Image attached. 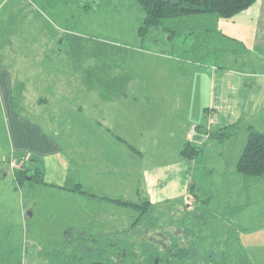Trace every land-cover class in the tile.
Listing matches in <instances>:
<instances>
[{
  "label": "rangeland",
  "instance_id": "1",
  "mask_svg": "<svg viewBox=\"0 0 264 264\" xmlns=\"http://www.w3.org/2000/svg\"><path fill=\"white\" fill-rule=\"evenodd\" d=\"M199 17L206 16L168 20L142 38L144 16L133 0H0V264H155L169 253L168 248L185 249L188 256L177 260L180 264H264V177L232 186L234 196L240 194L237 197H228L230 186L221 185L243 131L226 143L228 171L220 165L217 151L210 155V163L196 158L190 164L178 151V137L155 131L152 127L157 123H147L145 137L134 139L135 123L129 120L136 109L125 102L120 106L125 124H132L124 133L145 151L146 160L133 153V160L130 157L123 165L127 169L116 174L120 169H111L113 154L123 150L120 161L127 157L128 142L116 139L125 144L116 149L119 144L99 131L95 120L100 117L83 114L89 109L97 112L95 104L104 96L113 97L123 83L134 82L135 90L133 85L124 91V86L121 100L134 99L137 92L141 95L138 84L155 73L154 68L146 69L147 56L154 55L152 63L161 67L158 58L167 56L170 47L185 45V35L192 33L184 27ZM193 41L186 45L194 46ZM180 83L170 90L171 98L157 97L167 99L162 105L168 100L177 104H170L172 118L183 121L175 110L186 108V120L192 124L207 103L208 80H193L184 89ZM161 91L157 85L155 94ZM118 115L110 116V123L117 119L121 127L123 118ZM154 118L165 120L161 114ZM179 123L178 129L184 125ZM99 133L108 143L92 149ZM42 135L56 138L55 147ZM88 147L93 158L86 166ZM19 155L39 159L52 181L81 182L99 197L134 203L145 202L141 195L150 192L145 168L170 164V189L182 193L181 202L172 198L155 202L142 216L127 206L79 200L83 196L75 191L32 188L30 183L20 186L15 177ZM192 184L202 201L209 199L208 204L191 193L185 195ZM165 188L161 181L155 190L163 195ZM177 262L171 259L169 264Z\"/></svg>",
  "mask_w": 264,
  "mask_h": 264
},
{
  "label": "crops",
  "instance_id": "2",
  "mask_svg": "<svg viewBox=\"0 0 264 264\" xmlns=\"http://www.w3.org/2000/svg\"><path fill=\"white\" fill-rule=\"evenodd\" d=\"M205 16L206 17L195 19L193 23L191 22L192 19L187 21V24L191 23L184 28H189L192 34L189 36L185 35V45L179 46V48L170 47L168 51L165 52L167 56L162 55V57L158 58L163 62L161 67H156V65L152 63L154 60H151V57H154V55L147 56L148 65L146 69L150 70L151 68H154L155 73L153 71L154 74L152 78H147V82L145 81L138 84L137 90L141 91V95L137 92V95H134L136 98L128 99L124 98L126 97L124 93V99L121 100L122 96H120V94L123 91L124 86V91L128 88L130 89L133 85L135 90L134 82H130L132 85L123 83L119 88H115V90L118 89V91L115 92L113 97L106 98L104 96L101 98L100 104H95L97 108H94L97 109V112H92L89 109L88 111H84L83 114L90 116L92 119L95 116L100 117L95 120L97 121L98 128H100L99 131L105 135L109 134L111 140H115V142H117L116 144H119L120 147H116V149L122 150L121 148L125 145L116 140V137L118 136L125 139L128 144L136 149L137 152L130 150L129 154L126 153L125 156L127 157L123 158L121 161L120 159L123 155V150L113 154L112 158H114L115 161L111 162V169H120L116 174H122V172L127 169V166L123 165L126 162L125 160L133 157V153L137 154L136 157L146 160L145 151L137 148L133 142L130 143V140L126 137L127 135L124 133L123 129L130 127V124H132L133 121L136 127L135 125H132L131 136H133L134 139L145 137L147 123H157L158 126L156 128L155 126L152 127L155 131L157 129L158 131L162 130L163 136L168 132L169 134H167L169 136L178 137L179 153L182 151L186 142L194 140L190 138V130L193 126H203V128L201 127L200 129L201 131L197 133L195 137L199 143L205 142L208 137L205 132L207 130L217 131L225 128L231 129L234 133L233 136L230 137L231 139L229 138L224 144H219L215 140L208 141L204 148V153L198 157L204 158L206 163H210L212 159L210 155H213V153L217 151L221 155V158L218 161L224 169L228 166L226 157H224L225 151L228 153L226 150L228 148L226 147V143L233 138H237L240 132L243 131L244 135L240 139L239 145L234 144V148L238 147V151L234 152L235 156L234 158L233 156L231 158L232 164L230 165V171L226 169L228 172L223 174L222 179H225V181L221 184L226 188L230 186V188L228 187L226 190V193L229 192L231 194H229L228 197H237L238 195L240 196V194L234 196V188H232V186L239 184L241 180L244 182H250V180H252L251 178L247 179L236 172L237 162L245 148L248 134L252 129L264 134V0H259L248 10L233 19L225 21L226 23H224L219 17H216V15ZM190 39H194V46L192 47L186 45ZM188 44H191V42ZM187 56L190 58L192 57V59L188 60L186 58ZM202 77H205L208 80V94L207 103L205 104L200 117L191 124L190 120H186L188 119L186 117V108L181 107L183 109L180 108V112L179 110L175 111L178 112L177 116L180 118L183 117L184 120L182 121L181 119L172 118L170 104L172 105L174 101L168 100L169 102H167L166 105H162L167 99L163 98V101H160L157 96L171 98L170 90L173 89L174 85H178L181 82L180 84H183L182 89H184L188 82L192 84L193 80L196 81ZM116 84L117 83H114L115 86H117ZM157 85L159 90L162 88V91L161 93L158 92V94H155V87ZM144 93L146 94V97H143ZM125 102H128L131 107L136 109V115L130 116L129 122L132 123L129 124H125L127 120L124 112L120 108ZM182 102H184V99H180L179 105L180 103L182 104ZM174 104L177 105L176 103ZM161 105L162 108L158 109V106ZM181 106L184 105L182 104ZM117 113L119 114L118 116L122 117L124 120H119L122 123L121 127L119 126L117 119L113 121L114 124L111 125L110 123V116H115ZM158 114L163 116V119H165L163 120L164 122H159V118L158 121L154 118V116H157ZM179 121L183 122L185 126L183 125L178 129V126H181ZM177 122L179 124H177ZM172 125L174 126V130L171 128ZM155 131V137H159V134L155 133ZM92 132L93 135H95V132ZM102 133H99V139L97 138L98 141L96 140L97 142H95V144L89 142L91 143L90 147H92V149H94V146L98 147L102 144L106 146L108 143V140L106 139L107 137ZM48 136L45 137L42 135L41 138L45 139L47 143L54 148L58 141L53 136ZM90 147L86 148V150H89L88 153H85L88 159L83 163L86 166L88 161H91L93 158ZM62 152H65L64 149ZM58 157L59 159H62L60 154ZM184 160L179 162H182L181 165L186 167ZM191 162L192 161L189 160L190 164ZM137 165L138 164H136V166ZM124 167H126V169ZM131 169H134L132 165ZM145 169H147L144 171L145 185L150 192L148 195L142 194L141 197L144 196V199L150 201L154 207L155 202L168 201L171 198L178 199L181 202L182 196L180 195H182V193H175L170 189L171 182L173 181V174L171 172L172 166L170 164L165 165V163H162L158 165L157 168L155 166H150V168L147 166ZM158 170L159 172L156 173ZM183 173H185V170ZM154 174L156 178L153 179L152 177H154ZM263 177L264 176H262V178ZM51 179L52 178H46V181L67 188H59L65 191L74 188L76 185H82L85 189L84 184L81 182H73V184L67 185L64 182L56 180L52 181ZM161 181L163 188L167 186L164 189L165 194L163 195L160 190H155V187L161 184ZM172 186H176V183H173ZM87 191L95 194L92 189ZM259 192L254 195L259 196ZM136 193L137 195L141 194L140 187H137ZM189 194V190L187 189L185 195L188 197ZM84 198L85 197H80L79 200H85ZM87 200L88 202L97 201L100 203V201L96 199Z\"/></svg>",
  "mask_w": 264,
  "mask_h": 264
},
{
  "label": "trees",
  "instance_id": "3",
  "mask_svg": "<svg viewBox=\"0 0 264 264\" xmlns=\"http://www.w3.org/2000/svg\"><path fill=\"white\" fill-rule=\"evenodd\" d=\"M141 10L144 21L140 27L139 34L142 38H146V35L151 32L152 29H161L164 23L172 19H181L191 16H205L216 15L220 18L230 20L248 10L254 6L259 0H133ZM148 36V35H147ZM197 133L203 126H196ZM208 135L206 143H200L194 138L185 143L181 151V156L187 160L193 161L204 153L208 141L215 140L219 144H224L230 137L233 136L231 129H220L217 131H205ZM119 141L126 143V140L121 137H116ZM202 144V145H201ZM204 144V145H203ZM130 150H136L130 144H127ZM17 160L20 164V168L15 170V177L17 184L22 186L30 183L32 188L38 186H54L60 187L56 184H51L46 181L45 170L41 165L39 159L35 157H28L26 155L17 156ZM236 172L247 178H260L264 176V134L256 130H251L248 134L245 148L237 162ZM75 191L81 196L90 199L98 200L100 202H110L120 206H127L133 210L139 211V214L144 216L149 208L153 205L150 201L142 203H134L129 201H123L113 199L109 197H99L87 190L82 185H76L74 188L68 189ZM196 187L192 184L189 189L190 196L197 199V201L203 202L205 205L209 203V199L202 201L196 194ZM180 202V201H179ZM139 215V216H140ZM171 249V250H170ZM168 248L169 253L165 257H159L156 259L155 264H160L162 261L169 264L171 259L180 260L187 258L185 249ZM184 250V251H183ZM247 254V253H246ZM187 255V256H186ZM249 255H246L248 258ZM252 260V258H251ZM181 261V260H180ZM179 262H177L178 264ZM91 264H103L102 262H94ZM175 264V263H174ZM180 264V263H179Z\"/></svg>",
  "mask_w": 264,
  "mask_h": 264
},
{
  "label": "built area",
  "instance_id": "4",
  "mask_svg": "<svg viewBox=\"0 0 264 264\" xmlns=\"http://www.w3.org/2000/svg\"><path fill=\"white\" fill-rule=\"evenodd\" d=\"M196 135H197V127H196V126H193V127L191 128L190 138H191V139H194V138L196 137ZM13 164H14V166H15L16 164H18V162H17V163H16V162H13Z\"/></svg>",
  "mask_w": 264,
  "mask_h": 264
},
{
  "label": "water",
  "instance_id": "5",
  "mask_svg": "<svg viewBox=\"0 0 264 264\" xmlns=\"http://www.w3.org/2000/svg\"><path fill=\"white\" fill-rule=\"evenodd\" d=\"M31 215V214H30Z\"/></svg>",
  "mask_w": 264,
  "mask_h": 264
}]
</instances>
